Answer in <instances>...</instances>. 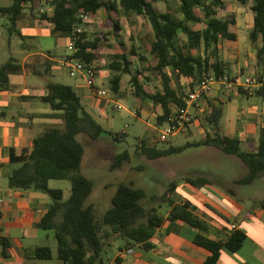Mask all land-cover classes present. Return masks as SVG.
Returning a JSON list of instances; mask_svg holds the SVG:
<instances>
[{"label":"trees","instance_id":"trees-1","mask_svg":"<svg viewBox=\"0 0 264 264\" xmlns=\"http://www.w3.org/2000/svg\"><path fill=\"white\" fill-rule=\"evenodd\" d=\"M160 0H13L9 7L0 6V14H7L12 28L16 27L21 14L29 9L33 16L39 15L41 20L53 24V33L61 37H70L76 28L85 24L81 19L84 13L92 15L105 10L136 14L145 18L153 31L150 53L156 59L155 71L162 80V89L154 93L147 91L141 82L142 69L134 71L130 56H136L135 50L123 48L118 60L111 65L115 73L111 79V89L115 94L120 93L122 75L130 74L134 86V94L141 100H150L160 106L162 115L158 117L159 124L165 122L174 107H184L187 93L177 84L181 78L186 79L189 90L205 75H230L229 64L222 60L219 48L224 42L237 39V20L233 14L220 17L219 12L226 10L227 0H179V12L183 19H179L169 11L158 9ZM246 5L251 3L254 13V24L250 32V41L257 46V64L264 74V0H238ZM45 6L52 8V14L44 10ZM198 11L201 14H198ZM116 31L117 22L113 21ZM204 25L202 30H196L193 25ZM187 40L180 43V33ZM17 33H19L17 31ZM20 34V33H19ZM103 39H107L102 34ZM99 39L91 41L85 32L79 35L76 42L77 53L74 58L81 59L87 64H94L97 60ZM90 49V50H89ZM139 59L141 56L138 55ZM22 71V66L13 59L0 67V90L11 88L10 75ZM48 93L42 98L55 117L63 121V127L47 128L34 140L33 148L27 155L13 158L20 163L9 176V187L18 190H35L48 195L53 203L38 228L51 231L57 241V259L64 264H104V243L100 235L101 225L109 230L105 238L115 237L127 245H141L149 251L154 248L152 239L157 230L162 227L166 219L181 221L203 232L210 227L206 221L194 213L191 203L177 204L166 193L159 199L170 207L166 217L160 213L158 207H148L145 202L148 193L133 184L121 183L112 198V207L105 213L102 220L95 214V208L87 204L93 192V182L82 172V162L85 155L84 145L78 136L86 134L93 139L102 135H110L120 141L117 135L106 130L88 111L82 103L74 87L63 83L51 82L47 86ZM245 97L256 96L264 101V87L254 92L239 91ZM205 123L210 127L205 138L197 142H188L184 146H169L159 149L148 145V138L141 139V152L149 159H160L174 154H180L188 148L209 146L220 151L239 157L248 167L247 175L241 184H251L264 174V127L260 129L258 146L255 150H246L239 135L227 136L222 132L221 121L224 115V104L218 100L207 101ZM125 137L124 134H119ZM169 141V140H168ZM167 141V142H168ZM130 159V153L125 151L116 155L113 168L121 167ZM51 180H66L71 184V195L64 199L63 189L50 188ZM195 187L208 184L205 179L188 180ZM175 186H172V190ZM168 191H171L169 189ZM246 235L241 231H233L231 235L213 240L198 235L194 243L205 248L211 256L204 264H217L221 251L227 248L233 252L242 249ZM0 244L5 250L9 247V240L0 236ZM28 257L38 260L54 259L53 248L49 245H38L31 248Z\"/></svg>","mask_w":264,"mask_h":264},{"label":"crops","instance_id":"crops-1","mask_svg":"<svg viewBox=\"0 0 264 264\" xmlns=\"http://www.w3.org/2000/svg\"><path fill=\"white\" fill-rule=\"evenodd\" d=\"M44 10L45 8L41 11ZM27 11L29 9L21 14L14 28H12L8 15L0 14V19L6 18L9 21L7 31L10 37H20L17 41L11 38L8 40L7 49L0 52V67L10 59L22 66V71L10 75L11 88L7 91L0 90V181H6L5 186L0 187V198L2 199L0 236L9 240V247L5 250V254L0 244V264H40L50 261L28 257L27 253L35 246L49 245L33 242L40 238V231L41 233L43 231L48 239V234H46L48 231L38 228L37 225L47 214L53 203L52 199L40 191L12 189L9 187L8 178L15 169L21 166L20 163L12 161L13 158L27 155L33 148L35 138L47 128L63 127V121L55 117L56 112L42 100L48 93V84L57 82L72 86L64 83V80L68 77L82 79L79 75H71L69 68L62 63L70 53L69 50L65 54H58L53 47L47 46L48 43L45 41L49 36H56L65 38L68 46L70 37L55 35L51 22L41 20L39 15L33 16L30 11L31 19L23 21V16L27 14ZM52 11H47L48 15H51ZM233 15L237 20V39L224 42L220 46L221 51L226 45L240 42L239 17ZM253 24L254 13L252 24L247 30V40L254 48V55H251L250 61L258 65L256 52L261 41L257 43V46L250 41L249 35ZM242 57V51L238 50L235 52L233 61L220 58L229 64L231 76H233L242 75L245 68L247 70L249 68L250 72L253 71V67L248 64L250 61H245ZM255 69L257 73H260V70ZM100 73L103 74L102 71ZM181 79L186 81L183 77ZM100 80H103V75ZM79 88L81 91L74 89L81 97L83 105L86 106L84 100H90L93 94L86 88ZM234 96L245 97L239 93H229L228 101H231ZM213 100L224 104L222 132L227 136L239 135L244 142V149L255 150L259 142L260 129L264 127V101L260 99L259 105L251 106L249 109L243 108L244 111L240 108L235 115L228 116L225 114L226 101L221 95L215 94ZM157 107L159 113H163L160 106ZM118 109H123V106ZM87 110L90 112L94 110L97 113L96 108ZM242 126L244 128H241ZM255 139L256 145L254 144ZM209 148L214 149L215 147ZM200 157L220 160L222 174L214 176L200 169H192L190 173L191 169L188 164L197 161ZM154 160L155 171L161 172V178L164 181V191L161 197L168 193L167 196L177 204L191 203L194 213L206 221L210 229L208 232H203L181 221L166 219L152 239L153 249L147 251L141 245L130 246L123 242L118 245V249L108 264H204L211 253L194 243L196 236L203 235L217 240L231 235L233 231H241L246 235L244 245L237 252L224 248L217 264H264V174L251 184H241L240 181L248 173V167L239 157L229 154H193L187 160L172 163L164 162L162 158ZM221 176L224 179L220 182L217 178ZM196 179H205L208 184L195 187L188 182V180ZM215 185L218 188L210 190V187ZM172 186H175L174 190ZM169 189L171 191H168ZM70 195L71 191L69 194L64 191L65 200ZM169 211L170 209L167 210L166 217ZM52 234L54 237L53 232ZM49 246L53 248L54 259H57V246ZM129 250L132 251L130 254L127 253Z\"/></svg>","mask_w":264,"mask_h":264},{"label":"rangeland","instance_id":"rangeland-1","mask_svg":"<svg viewBox=\"0 0 264 264\" xmlns=\"http://www.w3.org/2000/svg\"><path fill=\"white\" fill-rule=\"evenodd\" d=\"M209 3L211 0H205ZM13 0H0V5L3 7L11 6ZM158 9L161 11H169L173 13L179 19H183L180 14V1L179 0H160L158 2ZM46 12L52 10L49 6L44 7ZM198 14H201L198 11ZM230 14H235L239 17V23L241 29L239 30L240 42L236 44L226 45L222 47V51L219 48V55L225 60L234 59L235 52L238 50L242 51V55L245 61H250L251 55H254V48L250 45L247 40V30L252 24L251 3L248 2L246 5L240 3L238 0H227L226 10L219 12L220 17H225ZM30 20L29 11L23 16V21ZM113 21L119 25L118 31L114 28ZM0 52L7 49V42L11 38L7 27L9 21L6 18L0 19ZM204 25H193L196 30H202ZM84 32L87 34V38L91 41L99 39L98 58L94 62L98 70L97 84L109 92L108 98H99L95 95L91 96L90 100L85 101V107L91 110L96 116V119L106 130H109L117 136L120 141H117L110 135H102L98 139H93L86 134L78 136V140L84 145L85 155L82 162L81 172L89 178L94 185L92 194L87 200V204L93 205L95 208V214L99 220H102L105 213L112 207V198L115 195L118 186L121 183L133 184L135 187H141L148 193V199L145 201L148 207H158L160 213L166 214L167 210L170 209L166 203H161L159 199L164 191V181L161 178V172L155 171V160L149 159L141 152V139L148 138V145L156 146L159 149L168 148L169 146H184L187 142H197L205 138L206 134L211 132L210 127L205 123V115L207 113V100H213V96L218 95L226 101L225 103V114L233 116L237 113L238 109L242 108L249 109L251 106H257L261 103V100L252 96L249 98L234 96L231 101L229 100V93L221 86L216 88L212 92L211 96L206 100L200 102L199 106L196 107L198 113V122H196L190 130L183 134H177L173 136L168 142H158L154 124L147 122L148 117L152 114H159V108L154 105L150 100H141L134 94V86L131 81L130 74L122 75V83L120 93L115 94L111 89V79L115 73L111 69V65L118 60V56L122 54L123 48L128 50V54L131 50H135L136 56H130L129 60L133 63L134 71L137 68L142 69L143 75L141 82L145 89L151 93L162 89V80L156 74L155 66L156 59L150 53L151 42L153 40V31L148 21L136 14L125 13L123 10L119 12H107L105 10L100 11L97 15L89 17L85 24L82 25ZM102 34L106 35L107 39L102 38ZM13 41L20 40L19 36H13ZM187 37L181 32L179 41L184 44ZM50 47H53L58 54H65L68 52L67 40L65 38H57L56 36H49L45 40ZM131 54V53H130ZM138 55L141 56L139 59ZM232 58V59H231ZM223 59V60H224ZM253 63V64H252ZM249 66L253 67V71L250 72L245 68L242 75H253L257 74L255 71L257 68L260 73H263L262 68L256 65L255 62L250 61ZM255 64V65H254ZM100 71L103 72V80H100L102 76ZM259 73V72H258ZM214 75V74H212ZM217 76V75H214ZM64 83L71 84L77 91H81L79 87L86 88L84 81L80 78L68 77L64 80ZM181 89L186 92L189 90L188 84L184 79H181L179 83ZM218 91V92H217ZM219 98V97H215ZM113 99V100H112ZM111 100V101H110ZM122 105L123 109H118L117 106ZM94 106V108H93ZM244 108V109H243ZM134 109L138 111L137 116L133 114ZM148 114V115H146ZM151 118H153L151 116ZM154 120V118L152 119ZM241 128H244L242 126ZM246 128V127H245ZM119 134H124L125 137ZM257 141L254 140L256 145ZM128 151L130 153V159L125 162L121 167L113 168L116 155ZM193 154H226L217 148L210 149L208 146L192 147L188 148L180 154H174L162 158V161L172 163L179 160H187ZM203 156V155H201ZM153 165V166H152ZM222 162L218 159L200 157L197 161L189 163L190 173L192 169H200L211 173L212 175L220 176L222 174L220 166ZM217 179H224L218 177ZM223 183V182H222ZM6 184L5 180L0 181V187H4ZM50 188L63 189L67 194L71 191V184L66 180H51L49 182ZM218 187L212 186L210 190H215ZM109 230L106 226L101 225L100 235L103 238L104 251L103 259L105 264L112 259L119 244H123L124 241L115 237L105 238V233ZM46 234L40 231V235L33 243L37 244H49L57 246V241L53 237L51 231ZM45 235V236H44ZM113 245V246H111ZM1 251V246H0ZM57 255V249H56ZM40 264H64L58 259L44 261Z\"/></svg>","mask_w":264,"mask_h":264},{"label":"built area","instance_id":"built-area-1","mask_svg":"<svg viewBox=\"0 0 264 264\" xmlns=\"http://www.w3.org/2000/svg\"><path fill=\"white\" fill-rule=\"evenodd\" d=\"M91 13H84L81 15V19L86 21L91 17ZM83 32L82 28H76L74 34L70 36L68 40V50L69 54L63 59L62 63L67 66L70 70L71 75H79L87 89L95 96L99 98H108L109 92L101 88L97 84L98 70L94 64H87L81 59L74 58V54L77 53L76 42L79 35ZM90 50V49H89ZM221 86L228 93H238L239 91L254 92L264 87V74L262 75H205L198 84L194 87L192 91L187 93L185 98L184 107H174L171 113L166 116L165 122L159 124L158 117L162 115L152 114L148 117L147 122L149 124H154V128L158 134L156 138L160 143H166L173 136L177 134H183L191 129V127L198 122V113L196 112V107L199 106L200 102L206 100L216 88H221ZM122 108L121 105L117 106ZM133 114L137 115L138 111L134 109ZM2 199L0 198V204ZM233 229L235 227L233 226ZM132 251H127L131 253Z\"/></svg>","mask_w":264,"mask_h":264}]
</instances>
